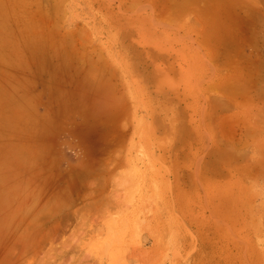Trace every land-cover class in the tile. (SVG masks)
I'll return each instance as SVG.
<instances>
[{
  "label": "rangeland",
  "instance_id": "obj_1",
  "mask_svg": "<svg viewBox=\"0 0 264 264\" xmlns=\"http://www.w3.org/2000/svg\"><path fill=\"white\" fill-rule=\"evenodd\" d=\"M53 228L41 264H264V0H0V264Z\"/></svg>",
  "mask_w": 264,
  "mask_h": 264
},
{
  "label": "bare ground",
  "instance_id": "obj_2",
  "mask_svg": "<svg viewBox=\"0 0 264 264\" xmlns=\"http://www.w3.org/2000/svg\"><path fill=\"white\" fill-rule=\"evenodd\" d=\"M234 84V83H233ZM233 84H232V86H233ZM237 84V83H236ZM236 87V86H235ZM234 87V88H235ZM233 88V89H234ZM239 88V87H238ZM237 88V89H238ZM232 90V89H231ZM241 90V89H240ZM238 91H239V89H238ZM237 92V91H236ZM236 94V93H235ZM235 94L233 93V95H234V97H235ZM242 94V93H241ZM232 95V96H233ZM239 95H240V93H239ZM238 95V96H239ZM236 96H237V94H236ZM241 97H242V95H241ZM238 98V97H237ZM235 99H236V97H235ZM244 99V98H243ZM244 100H246V99H244ZM242 139V138H241ZM240 140V139H239ZM237 142V141H236ZM242 142V141H241ZM239 143V142H238ZM240 145H241V143H239ZM244 143H242V145H243ZM262 162V161H261ZM259 164H261V163H259ZM253 167V166H252ZM252 173V172H251ZM256 173V172H255ZM258 173V172H257ZM260 174V173H259ZM257 175V174H256ZM255 175V176H256ZM250 176H253L252 174H250ZM99 209V208H98ZM59 230V228L57 229V228H53L52 230H50V232L48 231V234L46 235V236H44V238H42V239H38V237H36L38 240H36V238L34 237V238H32V239H34V241H33V245L31 244V246H32V248L30 247V243H29V247L31 248V250H27L28 252V254L26 255V256H29V259L30 258H33V259H35V258H37V257H39L40 256V253H42L41 251H43L42 249H43V244L44 243H46V242H48L49 244H50V247H49V249H47V250H45L43 253H44V255L42 256V257H40V261H38V264H41V260L42 261H45L46 259H48L50 256H51V253L52 252H54V251H56L55 249H57L56 247L58 246H54L53 244H54V242H55V239L57 238V231ZM42 233V232H41ZM73 234H75V231L73 232ZM41 236H42V234H41ZM75 236V235H74ZM39 237H40V235H39ZM28 246V245H27ZM53 246L55 247V249L53 248ZM25 248V250L23 249V253H25V251H26V246H24ZM28 248V247H27ZM30 248H28V249H30ZM54 250V251H53ZM23 253H22V255L19 253V255L18 256H23ZM17 256V257H18ZM25 256V254H24V256L23 257H26ZM21 257L19 258L20 260H22L21 259ZM44 257V258H43ZM43 258V259H42ZM18 259V258H17ZM29 259H27V261H30ZM32 260V259H31ZM24 261V260H23Z\"/></svg>",
  "mask_w": 264,
  "mask_h": 264
}]
</instances>
